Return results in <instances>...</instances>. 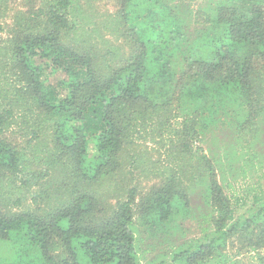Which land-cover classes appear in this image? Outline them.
<instances>
[{
    "label": "trees",
    "instance_id": "trees-1",
    "mask_svg": "<svg viewBox=\"0 0 264 264\" xmlns=\"http://www.w3.org/2000/svg\"><path fill=\"white\" fill-rule=\"evenodd\" d=\"M84 1L24 0L0 39V264H140L136 226L163 236L198 185L214 234L168 264H264V191L235 219L225 169L193 149L221 126L259 141L264 0H118L115 42L72 20ZM32 190L37 209L17 213Z\"/></svg>",
    "mask_w": 264,
    "mask_h": 264
},
{
    "label": "rangeland",
    "instance_id": "rangeland-1",
    "mask_svg": "<svg viewBox=\"0 0 264 264\" xmlns=\"http://www.w3.org/2000/svg\"><path fill=\"white\" fill-rule=\"evenodd\" d=\"M117 1L91 0L89 4L84 1L82 5L88 9L85 10L84 14H78L76 19L75 16L72 17V20L78 22V26L82 30L90 31L88 29L98 28L103 30L104 36L115 42L108 29L113 27L118 6ZM205 2L207 0H197L195 8H199ZM23 5L24 0H0V23L7 25L6 32L0 34L1 40L6 38L10 29L9 25L13 26L14 14L22 9ZM62 77L61 74L53 75L51 83L56 84ZM260 129L259 141L256 146L243 144L238 140L234 128L221 126L212 129L210 133L208 132L205 142H198L193 147L194 150L202 148L211 157L215 156L220 161L222 169H225L222 174L218 166L219 178L226 194L231 198L233 204L236 203L235 219L247 217L250 214L248 210L251 207L253 195L259 189L264 191V124H260ZM138 140L141 141V139ZM242 145H245V147H242ZM141 148L147 150L148 155L156 162L157 167L162 164L165 170L167 166H170L167 162L168 152L163 144L160 145L158 142L150 140L143 142ZM151 165L152 162L130 167V170L134 173L132 182L129 181L130 184L148 185L154 177L148 172V166L152 167ZM202 189L199 185L195 188L191 187L189 193L192 208L191 215L186 218L173 219L168 227L170 231L164 233L163 236L148 237L149 234L145 231L144 226H136L139 229L136 232V237L140 240L137 242L140 264L172 263L176 253L193 248L213 236L215 229L212 226L213 220L210 217L212 211L211 207L207 206L204 201ZM38 193L39 191L36 190L28 193L21 207L15 211L23 213L37 209L33 204L32 197ZM38 206L45 207V204L40 202ZM206 227L208 228L204 231ZM261 253H264V250Z\"/></svg>",
    "mask_w": 264,
    "mask_h": 264
}]
</instances>
